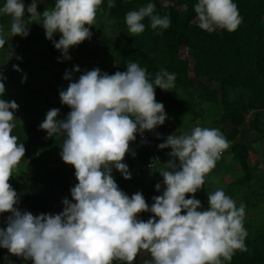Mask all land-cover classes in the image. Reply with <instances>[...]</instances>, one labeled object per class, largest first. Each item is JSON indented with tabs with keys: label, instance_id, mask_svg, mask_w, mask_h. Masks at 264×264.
<instances>
[{
	"label": "clouds",
	"instance_id": "9594fccd",
	"mask_svg": "<svg viewBox=\"0 0 264 264\" xmlns=\"http://www.w3.org/2000/svg\"><path fill=\"white\" fill-rule=\"evenodd\" d=\"M39 2L43 0H32L27 6L30 15L25 20L24 0H5L0 15L11 18L10 35L27 37L28 25L40 23L63 59L70 60L69 49L91 37L90 26L103 0H55L54 7L42 13L37 11ZM113 7L109 0L108 8ZM194 9L198 27L208 33L234 32L242 22L234 0H198ZM154 12L153 3L129 11L125 17L129 34L143 33L145 18L153 30L168 29L170 18ZM57 32L62 34L59 40L54 39ZM5 42L0 36V48ZM13 68L20 71L18 65ZM126 68L111 75L99 68L84 72L59 93L61 103L71 109L67 117L57 120L60 109L52 108L40 124L49 138L63 137L60 155L74 166L78 180L70 189L72 199L64 198L63 211L54 215H33L16 207L19 197L10 180L26 149L13 135L19 105L0 98V214L11 213L7 227L0 228V247L34 264H133L142 252L150 255L144 264L231 261L236 251H247L245 206L237 207L217 188L208 192L209 208L200 211L201 201L194 195L230 147L219 129L197 125L179 136L169 135L158 145L171 147L173 159L158 169L165 187L162 195L153 197L151 207L141 192L129 197L114 179L113 168L131 179L123 161L136 134L165 123V106L157 102L155 87L172 90L176 81L175 74L164 69L152 83L138 63L129 62ZM75 71H80L79 66ZM5 78L0 72V97L6 91ZM64 78L71 80L72 72L66 71ZM148 211L154 214L151 218L138 219L139 213Z\"/></svg>",
	"mask_w": 264,
	"mask_h": 264
},
{
	"label": "trees",
	"instance_id": "16d2710c",
	"mask_svg": "<svg viewBox=\"0 0 264 264\" xmlns=\"http://www.w3.org/2000/svg\"><path fill=\"white\" fill-rule=\"evenodd\" d=\"M24 2L27 20L30 15L27 6L32 0ZM108 2L103 0L97 11L95 24L90 26V40L85 39L69 49L70 60L63 59L61 51L46 37L42 24L28 25L27 37H12L11 18L0 15V25L6 29L1 35L6 42L0 48V72L6 77L3 80L6 91L0 98L14 100L19 105L15 116L21 121L17 122L13 135L26 149L10 180L19 197L16 207L33 215H54L63 211L64 198L72 199L70 189L74 186L75 168L65 163L60 155L63 137L49 138L46 130L40 128L52 108L60 109L57 120L65 119L71 111L61 103L59 95L69 83L75 82L64 79L66 71L79 66L85 71L99 68L102 74L111 75L126 71L127 64L135 62L147 70L152 83L161 69L176 76L174 89L165 91L155 87L157 102L165 106V123L145 132L165 141L166 136L173 134L170 133L172 127L177 129L174 135L179 136L210 117L212 127L219 129L229 141L230 147L217 161V170L212 173H224L229 179L223 188L226 195L236 201L237 207L245 206L244 224L247 223L248 235L245 239L247 251H236L232 260L224 264H264V154H258L255 147L258 141L264 142V0H234L242 17L238 29L212 33L200 29L196 23L194 6L198 0H113L115 7L111 9ZM4 3L5 0L0 1V7ZM54 3L55 0H43L37 4V11L42 13ZM148 3L155 5L154 14L170 18V27L153 30L149 19L145 18L142 21L145 31L130 35L126 14ZM61 35L55 33L54 39L59 40ZM105 54L109 57L107 61L102 58ZM4 56H10L14 65L24 69L15 70L11 59L3 64ZM130 148L123 163L128 165L131 179H125L115 168L112 175L129 197L141 192L151 207L153 197L162 195L155 182L164 190L158 169L173 159L169 155L172 149H157L158 162L148 171L145 168L149 152L139 133ZM149 178L151 185L145 184ZM201 190L194 195L202 204L205 197ZM192 195L187 194V198ZM152 214L141 212L138 219L151 218ZM8 215L11 213L0 214V228L7 227L6 220L2 219ZM149 259L150 255L142 252L133 264H144ZM18 263L24 264V260Z\"/></svg>",
	"mask_w": 264,
	"mask_h": 264
},
{
	"label": "rangeland",
	"instance_id": "374dc122",
	"mask_svg": "<svg viewBox=\"0 0 264 264\" xmlns=\"http://www.w3.org/2000/svg\"><path fill=\"white\" fill-rule=\"evenodd\" d=\"M0 1H2V0H0ZM50 7H54V6H50ZM0 36L6 31V29H5V26L4 25H0ZM3 28V29H2ZM91 31V30H90ZM9 33V32H8ZM86 40H90V38L89 39H86ZM4 58L5 59H3V60H5V62H3V64H7L6 63V60L8 61L9 59H11V61L10 62H12V64L14 65V63H13V60H12V58L9 56H4ZM105 61H107L108 60V56H107V54H105V55H103V57H102ZM94 59V58H93ZM84 60H85V58H84ZM0 61H2L1 59H0ZM86 61V60H85ZM23 62V61H22ZM84 62V61H83ZM19 69L20 70H23L24 68H21L20 66H19ZM79 69H80V71L79 72H76L75 71V69H73L71 72H72V79L71 80H73V81H77L78 79H79V76L81 75V74H83L84 72H86L85 70H83L82 68H80L79 67ZM88 70H90L89 68L87 69V71ZM64 77H65V74H64ZM65 79V78H64ZM215 85V84H214ZM210 119V117L209 118H204L203 120H201L200 121V123L199 122H197L196 124H198V125H200V126H202V127H207V128H214V127H212V121L211 120H209ZM18 121H21V119L19 118V117H16L15 118V124H16V126H17V122ZM169 128H171V127H169ZM170 131H172V132H170V133H173L174 134V132H176L177 131V129L176 128H174V127H172L171 128V130ZM173 134H170V135H173ZM164 136L163 137H165L166 135L165 134H163ZM166 137H168V136H166ZM166 140V139H165ZM164 142V141H163ZM255 147H256V149H257V152H258V154H264V142L263 141H258V143L255 145ZM146 170H147V168H145ZM216 170H217V167H215L214 169H213V171L214 172H216ZM149 171V170H148ZM212 171V172H213ZM260 171V170H259ZM259 171H257L256 172V174L259 172ZM26 172H29V171H26ZM151 172V171H150ZM210 173V174H208V176H206L205 177V183L206 184H204V187L202 188V190H201V193L202 194H204V197H205V200L202 202V204H201V210L200 211H203V210H207L208 208H209V203H208V192H210L211 190H216L217 188H225L226 187V185H227V183L229 182V179L226 177V176H224L225 174L224 173H219V174H216V175H214L213 173ZM238 172L239 173H241V171L238 169ZM238 172H235L236 174H239ZM235 174V176H237ZM242 174V173H241ZM210 179H212V180H210ZM230 180H232L231 178H230ZM72 182L74 183V186L78 183V180H77V178H76V176H75V170H74V176L72 177ZM252 182H253V180H252ZM156 184H158L157 182H155ZM214 183V184H213ZM254 183V182H253ZM145 184H148V185H151L152 184V182H151V179L149 178L147 181H145ZM73 186V187H74ZM138 188H141V186H139ZM36 190H42V188H36ZM36 190H34V191H36ZM138 190V189H137ZM159 191H162V194H163V189L161 188ZM64 208V207H63ZM199 210V209H198ZM62 212V211H61ZM185 214H186V210H185ZM35 215H40L39 213H35ZM154 214H152V216H153ZM9 216V215H8ZM8 216L7 217H3V219L2 220H6L7 221V218H8ZM151 216V215H150ZM149 218L148 217H143L141 220H144V221H147ZM246 224L247 223H245L244 224V227L246 228ZM20 259H22V260H24V264H34V262L32 261V260H25L24 258H22V257H17V256H15V255H12V254H10L9 253V251H8V249H6V248H3V247H0V261H3L5 264H19L18 263V260H20ZM0 264H2V263H0Z\"/></svg>",
	"mask_w": 264,
	"mask_h": 264
},
{
	"label": "built area",
	"instance_id": "2783aa9c",
	"mask_svg": "<svg viewBox=\"0 0 264 264\" xmlns=\"http://www.w3.org/2000/svg\"><path fill=\"white\" fill-rule=\"evenodd\" d=\"M139 138L143 141L144 146L147 147L149 152L146 168L147 170L153 169L156 162H158V155L155 152L157 149H160L158 145L163 143V141L156 139L155 134H150L148 132H144L143 135L139 133ZM150 165H153V167H150ZM156 219H158V217Z\"/></svg>",
	"mask_w": 264,
	"mask_h": 264
}]
</instances>
